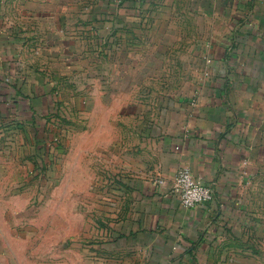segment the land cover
<instances>
[{"label": "crops", "instance_id": "0c3cea01", "mask_svg": "<svg viewBox=\"0 0 264 264\" xmlns=\"http://www.w3.org/2000/svg\"><path fill=\"white\" fill-rule=\"evenodd\" d=\"M63 7L61 0H0V187L33 175L35 140L41 147L61 138ZM112 7L106 9L123 13L130 31L150 4ZM211 11L217 26L195 51L205 68L196 72L190 99L141 132L136 152L123 153L125 211L105 244L90 246V264H258L255 242L264 226L248 193L264 177V0L201 4L204 15ZM135 41L138 48L146 43ZM81 65L75 71L85 73ZM73 90L79 103L82 88ZM181 167L212 188V202L182 207L172 192Z\"/></svg>", "mask_w": 264, "mask_h": 264}, {"label": "rangeland", "instance_id": "374dc122", "mask_svg": "<svg viewBox=\"0 0 264 264\" xmlns=\"http://www.w3.org/2000/svg\"><path fill=\"white\" fill-rule=\"evenodd\" d=\"M205 1L149 0L136 13L140 28L129 31L123 13L106 9L123 0H61L68 22L61 36V138L41 147L35 140L33 175L17 172L23 182L0 187V264H90V246L102 247L125 211L123 153L136 152L141 132L190 99L205 68L195 51L217 26L215 11L201 12ZM136 36L146 42L141 48ZM79 62L85 73L75 71ZM73 85L82 88L79 103ZM248 196L264 226V177ZM256 239L264 264V236Z\"/></svg>", "mask_w": 264, "mask_h": 264}, {"label": "built area", "instance_id": "2783aa9c", "mask_svg": "<svg viewBox=\"0 0 264 264\" xmlns=\"http://www.w3.org/2000/svg\"><path fill=\"white\" fill-rule=\"evenodd\" d=\"M172 192L185 209H194L214 200L212 188L196 178L187 167H181L176 171Z\"/></svg>", "mask_w": 264, "mask_h": 264}]
</instances>
